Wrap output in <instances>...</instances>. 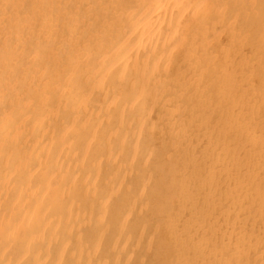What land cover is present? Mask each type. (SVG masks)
<instances>
[{
    "label": "bare ground",
    "instance_id": "6f19581e",
    "mask_svg": "<svg viewBox=\"0 0 264 264\" xmlns=\"http://www.w3.org/2000/svg\"><path fill=\"white\" fill-rule=\"evenodd\" d=\"M0 264H264V0H0Z\"/></svg>",
    "mask_w": 264,
    "mask_h": 264
}]
</instances>
